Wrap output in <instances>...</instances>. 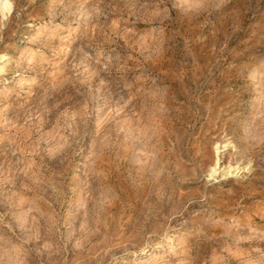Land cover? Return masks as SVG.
<instances>
[{"label":"rangeland","instance_id":"obj_1","mask_svg":"<svg viewBox=\"0 0 264 264\" xmlns=\"http://www.w3.org/2000/svg\"><path fill=\"white\" fill-rule=\"evenodd\" d=\"M12 2L0 264H264V0Z\"/></svg>","mask_w":264,"mask_h":264},{"label":"bare ground","instance_id":"obj_2","mask_svg":"<svg viewBox=\"0 0 264 264\" xmlns=\"http://www.w3.org/2000/svg\"><path fill=\"white\" fill-rule=\"evenodd\" d=\"M13 7H14V5H13L12 0H0V16L3 19L7 18V16L9 14H11V12L13 11ZM8 58H9L8 55L0 54V73L4 71V67L6 64L5 62ZM227 145H228V143H224L222 145V147L225 148V147H227ZM215 148H216V153L218 154L220 145L217 144ZM219 167H220L219 159L217 158L215 163L210 167V170H209L210 176L215 177L217 174V169H219ZM240 168L241 167H239V166L234 167V166H231L230 164H227V165L223 166L221 171H219V172H221V174H223L225 176V175L231 174L235 170H240Z\"/></svg>","mask_w":264,"mask_h":264}]
</instances>
